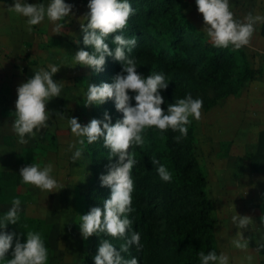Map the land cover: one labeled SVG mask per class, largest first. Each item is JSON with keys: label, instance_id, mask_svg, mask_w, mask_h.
<instances>
[{"label": "rangeland", "instance_id": "obj_1", "mask_svg": "<svg viewBox=\"0 0 264 264\" xmlns=\"http://www.w3.org/2000/svg\"><path fill=\"white\" fill-rule=\"evenodd\" d=\"M233 1V4H232ZM14 0L7 3V75L0 65V171L15 173L11 190L7 180L0 179V212L11 207V200H21L20 220L10 224L6 231L16 233L23 243L26 232L19 225L24 216L41 221L48 232V264H81L91 249V237L85 240L79 229V215L86 213V195L92 179L91 153L85 141L83 156L75 163L69 143L77 138L67 127L66 118L76 117L82 125L94 118L98 105L84 106V93L88 84H95V73L90 67L73 64V56L82 48L79 42L80 22L88 11V0H65L74 7L60 34H54L55 25L47 18L28 31L26 18L9 10ZM26 3H44L49 0H25ZM231 11L238 20L251 12L264 16V0H229ZM185 21L192 22L208 41L203 31V17L197 10L195 0H180ZM264 23L255 25L251 45L241 48L249 65L260 71V76L241 87L235 94L215 98L214 91L207 88L196 92L203 100L199 121L191 118L186 125L193 136V147L206 177L207 195L212 203L215 219L213 233L216 252L229 257V264H264V166L254 164L258 135L264 130V37L260 30ZM48 65L60 67L53 79L64 81L60 97L47 104L52 112L48 128L37 132L35 137H25L27 144L18 143L12 130L17 87L34 76V71ZM66 65V66H65ZM4 68V69H3ZM6 72V71H5ZM6 78V79H5ZM130 95H133L130 93ZM108 102V101H107ZM106 103V102H105ZM104 103V106H105ZM133 104L135 101L133 100ZM30 149L25 152V149ZM24 151V152H22ZM161 151V149H160ZM26 160L22 162L19 160ZM41 167L51 163L53 177L64 186L58 192L48 193L22 183L21 167L33 162ZM143 168L141 174H145ZM250 216L252 224L247 229H237L232 222L234 215ZM3 216V213H2ZM241 231L249 241L246 250L235 248L233 240ZM15 238L13 242V248Z\"/></svg>", "mask_w": 264, "mask_h": 264}, {"label": "clouds", "instance_id": "obj_2", "mask_svg": "<svg viewBox=\"0 0 264 264\" xmlns=\"http://www.w3.org/2000/svg\"><path fill=\"white\" fill-rule=\"evenodd\" d=\"M197 10L203 17V31L208 41L217 48L234 50L250 46L257 23H264V16L253 15L249 12L243 20L235 18L231 11L229 0H195ZM73 5L65 0H49L44 3H26L25 0H14L10 11L26 18L28 31L32 26L41 24L45 18L52 22L54 34H60L72 12ZM88 11L82 16L80 28L83 33V44L90 46V53L84 49L78 50L73 56L76 65L90 67L97 73L104 70L106 57H113L122 65L121 73L117 74L112 83L100 85L88 84L84 93V106L102 105L108 100H113L115 108L122 113V118L112 123L107 112L104 120L93 118L82 125L78 118H66L63 113H56L61 120L67 119V127L77 140L69 143L67 151L72 152L71 161L79 160L87 144L102 140L103 147L109 150L108 159L114 163L107 166V174L100 176L101 186L110 188V198L103 201V207H92L87 214L79 215V229L82 237L87 240L93 235L104 234L107 237L122 239L119 251L109 239L100 241L94 264H139L137 257L126 259L122 253H129L132 246L139 252L142 250L140 234L132 231V220L128 214L134 211L132 207V193L134 181L132 169L137 163L134 153H130L133 146L143 147L145 144L144 133L146 130L156 128L160 132L171 129L178 131L176 142L188 134V128L194 118L199 121L202 116L203 100L193 98L189 93L175 103L168 104L167 110L162 90H166L169 82L163 73L151 72L146 77L137 71V64L129 53L137 45L135 36L126 38L123 34L128 26V21L135 10L129 0H88ZM112 34L115 45L114 51L105 41ZM66 66V65H65ZM60 67L48 65L34 71V76L27 79L17 87L15 101L13 132L18 136V143L27 144L25 137H35L36 133L48 128V121L52 116L47 104L55 97L61 96L64 81L54 80V75ZM132 93L133 95H130ZM133 100L135 104H133ZM156 166V171L161 180L170 182L172 173L155 157L151 160ZM51 163L41 167L35 161L21 167L19 175L22 183L34 186L48 193L58 192L64 188L52 175ZM21 200H11V207L0 216V264H48L49 249L40 232L28 231L26 241L21 242L14 232L6 231L9 224L15 225L20 220ZM264 223V216L260 218ZM233 224L237 229H247L252 224L250 216L234 215ZM15 244L13 248V242ZM235 248L246 250L249 241L238 231L237 238L233 240ZM259 247H264L260 245ZM11 251V258L9 251ZM200 264H229V257L215 250L205 254L199 252ZM251 264L253 257H246Z\"/></svg>", "mask_w": 264, "mask_h": 264}, {"label": "trees", "instance_id": "obj_3", "mask_svg": "<svg viewBox=\"0 0 264 264\" xmlns=\"http://www.w3.org/2000/svg\"><path fill=\"white\" fill-rule=\"evenodd\" d=\"M9 1V0H7ZM134 15L128 21L123 34L126 38L133 36L137 45L131 53L137 64V71L145 77L151 72L163 73L169 86L162 90L167 110L168 104L196 92L210 88L215 98L235 94L251 80L260 76L247 62L244 52L228 48L214 47L206 40L204 34L185 21L180 0H129ZM187 20V18H186ZM112 34L105 41L114 51ZM260 34L264 37V25ZM79 42L85 51L92 52L90 46L83 44V33ZM122 65L106 57L104 70L92 76L96 85L112 83L114 77L121 73ZM107 112L112 123L122 118V113L115 108L113 100L106 101L94 109V118L104 120ZM180 136L178 131L171 129L160 132L156 128L146 130L143 147L133 146L137 163L132 169L134 191L132 207L128 214L132 220V231L140 234L142 250L132 246L129 253H122L126 259L133 256L139 264H200L199 252L216 251V238L213 233L214 221L212 203L207 195L206 177L202 171L193 147V136L188 129L186 137L176 142ZM87 143V141H86ZM91 153L93 169L92 179L86 195V213L92 207H103V201L110 198V188L102 187L100 176L107 174V166L118 157L109 161V150L103 147L102 140L87 144ZM161 149V151H160ZM30 153V149H25ZM22 151V152H24ZM19 153V160L20 155ZM155 157L172 173L170 182L160 179L156 166L151 162ZM27 162L26 160H20ZM254 164L264 166V130L258 135V143L254 156ZM147 168L145 174H141ZM0 179H6L11 190L14 185L15 173L0 171ZM6 212V211H5ZM0 212V216L2 213ZM19 225L26 232H40L48 247V232L43 229L42 222L24 216ZM10 225V224H9ZM8 225V226H9ZM109 239L119 251L124 240L107 237L104 234L91 236V249L81 264H94L100 241ZM24 240L23 242H25ZM261 252L264 251L260 248ZM11 249L9 257L11 258Z\"/></svg>", "mask_w": 264, "mask_h": 264}, {"label": "crops", "instance_id": "obj_4", "mask_svg": "<svg viewBox=\"0 0 264 264\" xmlns=\"http://www.w3.org/2000/svg\"><path fill=\"white\" fill-rule=\"evenodd\" d=\"M9 1L0 0V65L3 64V66H5L4 68L6 72L4 71V74L6 75H7V3Z\"/></svg>", "mask_w": 264, "mask_h": 264}]
</instances>
